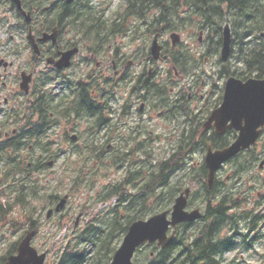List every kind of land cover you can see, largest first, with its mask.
<instances>
[{
  "label": "trees",
  "instance_id": "1",
  "mask_svg": "<svg viewBox=\"0 0 264 264\" xmlns=\"http://www.w3.org/2000/svg\"><path fill=\"white\" fill-rule=\"evenodd\" d=\"M49 1L52 2V0H22L24 7H28L29 10L34 8L42 10L50 6L46 18L43 19L45 29L50 28L56 21L86 23L87 28L106 21L100 11L91 5V0H74L70 3L62 0L59 8L61 13L56 16L53 3L49 5ZM123 3L126 7L124 12H117L116 16L108 19L121 23L131 15L140 19L156 10L159 13L153 12L151 16L149 15L156 24L164 23L173 31L193 25L198 33L199 31L206 33L215 48L221 43L219 35L223 22L231 20L230 25L237 37L233 42L232 54L235 55L237 50L236 60L242 65V68L235 70L232 75L241 80L249 77L257 79L264 77V38L260 36V33H264V0H123ZM0 4L10 7L20 20L21 29L25 28L11 0H0ZM181 10L185 12L177 16L176 14ZM181 16L188 19L193 16L197 21L191 23L175 20ZM52 21L53 23H48ZM90 30H93L94 36L105 34H100L94 29L88 31ZM174 64L178 69H182L178 62L174 61ZM224 72L231 74L228 70ZM211 87L214 90V84ZM220 100L221 95L211 99L207 114ZM101 112V108H93L87 113L92 117H100ZM188 120L198 127V130L196 128L174 134L168 132L164 147L157 146L161 140L160 135H137L134 131L131 134L137 136V141L135 136L129 133L125 138L121 137L122 142L132 137V142H127L124 150L117 147L114 156L95 157L96 152L105 150L106 143L98 144L100 148H97L96 143H90L87 151L94 156L82 158V165L71 183L80 190L77 193L81 198H85L82 211L86 212L90 209L89 214L95 216L79 232L75 245L72 248L66 246L61 251L56 264H108L132 222L171 208L174 198L188 185L194 186L190 202L203 208L204 217L196 223L201 225L198 229L199 237L198 230H195L192 233L193 238L185 241L187 258L192 259V253L202 252L204 257L198 259L204 260L203 264H222V253L233 247L235 236H228L229 231L238 229V223L242 221L254 226L258 218L249 209H243L241 212L236 209L246 203L251 205L256 203L260 205L259 211L264 214V176L261 177L258 170V163L264 158V132L258 146L239 153L227 162L226 166H230V169L226 171L225 167L222 168L217 174L213 187L209 189L206 183L207 167L202 160L190 164L189 159L196 152L203 155L208 145L214 149L226 147L236 135L231 130L222 136L214 132L202 131L201 126H197L200 120L190 110ZM118 168H123L125 171L121 179L94 191L96 181L101 177L98 176L99 170L110 172ZM83 169L88 171L85 176L81 172ZM31 170L25 168L23 171L12 173L10 177L12 186H8L7 191L9 199L14 198V203L19 202L23 206L26 205L25 196H29L30 201L42 198L45 202L52 203L51 196L55 195L47 194L48 186H44L45 191L42 196L36 194V180L30 175ZM105 204L108 205L104 210L91 214L95 207ZM4 209L0 204V210ZM230 209L233 210L232 213L229 212ZM30 217L28 216L31 229L35 227V223ZM260 218L264 220V215ZM16 244L17 242L2 258L3 263L5 258L15 251ZM178 246L177 239L164 249L144 246L137 250L133 262L134 264H188L180 260Z\"/></svg>",
  "mask_w": 264,
  "mask_h": 264
},
{
  "label": "flooded vegetation",
  "instance_id": "2",
  "mask_svg": "<svg viewBox=\"0 0 264 264\" xmlns=\"http://www.w3.org/2000/svg\"><path fill=\"white\" fill-rule=\"evenodd\" d=\"M175 20L193 23L194 17L188 19L181 16ZM37 23L44 26L43 20L34 21L27 32L31 29L39 53L33 51V45L27 37L23 39L26 44L24 51L28 52L24 70L18 68V63L14 61L13 55L18 54L19 49L14 46L13 38L0 46V60L8 63H2L0 67L2 181L12 174L13 169L30 168L39 171L65 153L76 156L78 151L75 150L76 145L72 144V138L76 136L74 142L86 138L90 126L96 127V132H101L97 133L99 138L101 134L104 135L100 144L106 143L105 150L96 152L95 157L114 156L117 147L124 150L126 143L132 142V137L123 142L121 137L125 138L133 131L137 135H145L198 130L188 120L189 110L197 115L200 120L197 126L200 125L202 130L204 122L208 120L203 117L208 118L210 102L217 95V89L212 94L210 82L204 78L199 79L197 71L189 79L174 71L175 65L170 64L174 63L170 53L175 48L171 27L164 23L158 27L159 24L153 18H128L120 24L110 20L88 27L100 34L105 33L100 36H94L93 30L88 31V28L71 36L63 27L65 22H60L46 31L52 32L57 28L56 43L53 44L51 41H37L40 37ZM190 27L194 28L193 25ZM140 34L142 40L152 34V39L157 38L162 54H165L158 60L152 59L151 44L146 46L143 55L140 52H129L128 37L130 41L136 42ZM167 34L169 41L163 43L161 38ZM181 44L187 52H193L188 44ZM14 47L17 51H14ZM169 48H172L171 52ZM203 48L209 50L208 55L211 54L212 45ZM71 49H76V53L69 67L57 68L55 63L62 57V53ZM185 53L177 55L180 59H175V62L181 65L183 73H188L189 69H194L197 59L192 55L187 57ZM200 58L203 61L202 68L206 70L205 66L211 61L207 56ZM21 81L26 90L21 89ZM15 106H18L21 116L17 119ZM93 108L102 109L100 117L88 115L87 112ZM107 114L122 117L120 127L108 128ZM50 134L55 138L51 139ZM135 138L137 141V136ZM91 141L99 144L96 138ZM63 143H68V149L63 148ZM87 147L83 146L85 150L81 155L94 156L87 151ZM33 221L35 226L40 223L36 219ZM255 233L256 229L250 230L248 239L252 240ZM233 236L241 237L238 233H233ZM252 243H256V240ZM197 254L204 257L202 252Z\"/></svg>",
  "mask_w": 264,
  "mask_h": 264
},
{
  "label": "rangeland",
  "instance_id": "3",
  "mask_svg": "<svg viewBox=\"0 0 264 264\" xmlns=\"http://www.w3.org/2000/svg\"><path fill=\"white\" fill-rule=\"evenodd\" d=\"M120 5V1L114 0L112 3V9H117ZM4 12L5 16L7 15V17L9 18L10 25L14 24L16 20L12 11H8L7 9H5ZM194 21H197V18H194ZM230 21L231 20H226L223 22L222 25L224 26L226 22L228 25H230ZM175 31L178 32L180 42L186 45L188 44L190 49L193 50V52H187L186 47H184L181 43H177L172 52L170 51L172 48H169V51L171 52L170 54L172 56H182L185 52H187L185 53L187 57L191 55L197 56L198 54H200L202 47L198 46V43L196 41L198 31L191 27L179 28ZM20 34V30L19 32H7V30H5L4 27L0 25V45H2L8 37L13 38L14 46L19 49V53L13 55L15 59L14 61L18 63V68L24 70L26 68V61L28 59V52L24 51L25 44L22 41V37H20ZM168 35L169 34H167V36H162L161 41L163 43L166 40L169 41ZM232 36V40L236 41L237 37L234 35V32ZM129 37V52H140L141 55H143V52L145 51L146 46L149 45L150 41L147 40V38H145V40H142L141 34L140 38L138 40H135L136 42L130 41ZM202 38L203 44H205L204 42H207V38L206 36L203 37V35ZM252 40H254V38H252ZM15 47L14 51H17ZM237 56L238 53L236 50L235 55L230 58V60L232 61V65L237 62ZM176 59H180V57L176 56ZM138 61H140V58H138ZM210 61L211 63L205 66V69L206 72L212 73V70H214L215 66H217L218 64L215 60V54H210ZM214 64L216 65L214 66ZM235 67H239V65H235ZM106 117L108 128L113 129L120 127L122 117L118 115L110 116L109 114H107ZM83 129H87V127H84ZM156 134L161 135V140L157 143V146L164 147V144H166L165 136L168 135V133ZM50 137L51 139L55 138L52 134H50ZM83 143V139L77 142L75 150L80 149L84 151ZM68 147V143H63L64 149H68ZM200 160L203 161V155H200L196 152L192 155V158L189 159V163L192 164ZM82 161L83 159L80 156H69V153H65L60 158H58L55 164H52L53 166H50L46 170H42L39 173H35L36 194L42 196L45 191L44 186H48L46 190L48 195H55V197H61L65 196V192H70L72 194L71 199L68 200L66 207L63 209V211L59 215H56L51 220H49V222L45 221V215L47 206L49 205V201L45 202V200L42 198L39 200L30 201L28 200L29 196H25L24 199L26 205L23 206L19 202L14 203V198L9 199V195L7 194L8 190L6 189V185L11 183L2 182L0 176V193L5 194L4 197H0V204L2 203L5 209H7L8 204H10V210H0V264H4L2 262V258L6 255L7 251L10 249L12 244L18 242L23 233L27 230L28 216H31L33 219H37L40 222V225L37 230V235L33 239L32 245L40 252H49L46 259V264H56L61 251L64 250L66 246L72 248L75 245L79 232L83 230V228L86 226V223L92 221L93 217L95 216L89 214L90 209L86 212L82 211L83 203L86 202L84 201L85 198H81V196L77 193V191L80 190L71 189V187L69 186V183L72 179L75 178L77 172L79 171L82 165ZM190 164H187V166H189ZM229 169L230 168L228 166L226 171ZM81 172L84 174L83 176L88 174V171L86 169H83ZM121 175L122 173H119L116 170H112L106 177H104L102 174L101 177L98 178L96 181L94 191L108 182L117 181L118 179H120ZM263 175L264 169L260 172V176ZM53 197L54 196H51V198ZM101 209V206L95 207V209L92 210L91 214H97ZM40 210L41 214L40 216H38ZM79 214H81V217L79 218L78 223H76V218ZM259 232L264 233V227H261L259 229ZM262 253L264 255V240H257V243L252 250L239 251L237 252L236 256L231 253L226 255L225 259L228 260V262H231L232 259V264H259L262 259Z\"/></svg>",
  "mask_w": 264,
  "mask_h": 264
},
{
  "label": "water",
  "instance_id": "4",
  "mask_svg": "<svg viewBox=\"0 0 264 264\" xmlns=\"http://www.w3.org/2000/svg\"><path fill=\"white\" fill-rule=\"evenodd\" d=\"M13 2L26 18V21L29 22L30 16L23 11L21 1L13 0ZM55 35L54 33L51 35L44 34L42 40L46 41L49 38H54ZM222 37L221 59L226 60L231 51L230 28L227 24L223 29ZM159 50L156 42H154L152 47L154 57H158ZM74 52L75 50L64 53L60 59V66H67ZM225 83L223 101L219 108L215 109L210 115L204 129H209L213 124L215 131L219 135L226 133L227 129L236 131L238 135L234 142L225 149L213 151L210 147L208 148L205 154V166L208 168L207 178L209 186L212 185L216 171L220 169L224 162L256 144V140L262 132L261 128L264 126V78H248L246 81H241L230 77ZM21 87L24 89L23 84ZM263 163L264 161L260 168H262ZM189 193V189H185L175 199V204L171 210L153 215L148 220L142 219L133 222L109 264H133L132 258L136 250L142 245L158 242L159 246L165 247L173 239L174 232L172 236L166 237L170 226L176 227L179 223L193 222L201 217L198 209L193 212L185 211ZM66 199L67 196L60 200L55 208L56 211L64 207ZM51 213L52 211H49L48 216ZM34 235V231L26 234L17 246V254L10 255L6 264H44L46 254H38L37 250L31 246V240Z\"/></svg>",
  "mask_w": 264,
  "mask_h": 264
}]
</instances>
